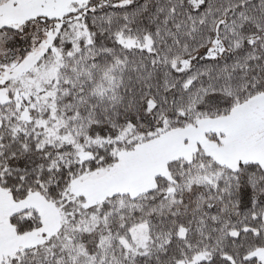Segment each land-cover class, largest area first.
I'll return each mask as SVG.
<instances>
[{
  "label": "snow or ice",
  "instance_id": "1",
  "mask_svg": "<svg viewBox=\"0 0 264 264\" xmlns=\"http://www.w3.org/2000/svg\"><path fill=\"white\" fill-rule=\"evenodd\" d=\"M0 264H264V0H0Z\"/></svg>",
  "mask_w": 264,
  "mask_h": 264
}]
</instances>
